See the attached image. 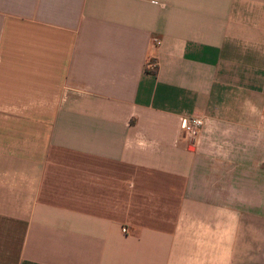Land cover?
<instances>
[{
  "label": "crops",
  "instance_id": "obj_1",
  "mask_svg": "<svg viewBox=\"0 0 264 264\" xmlns=\"http://www.w3.org/2000/svg\"><path fill=\"white\" fill-rule=\"evenodd\" d=\"M0 264H264V0H0Z\"/></svg>",
  "mask_w": 264,
  "mask_h": 264
},
{
  "label": "built area",
  "instance_id": "obj_2",
  "mask_svg": "<svg viewBox=\"0 0 264 264\" xmlns=\"http://www.w3.org/2000/svg\"><path fill=\"white\" fill-rule=\"evenodd\" d=\"M154 42L158 44L157 40H154ZM149 67H152V65L149 64ZM202 126H203V120L200 117H192L182 120V129L190 141H192L195 138V136L197 135L198 131L202 128Z\"/></svg>",
  "mask_w": 264,
  "mask_h": 264
}]
</instances>
